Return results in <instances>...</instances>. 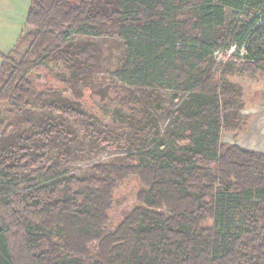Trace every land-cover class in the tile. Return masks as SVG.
<instances>
[{
  "label": "trees",
  "instance_id": "trees-1",
  "mask_svg": "<svg viewBox=\"0 0 264 264\" xmlns=\"http://www.w3.org/2000/svg\"><path fill=\"white\" fill-rule=\"evenodd\" d=\"M25 27L23 53L0 54V104L15 116L38 100L36 73L49 64L69 75L57 81H87L104 30L122 58L114 87L100 90L109 122L63 97L6 137L0 121V264H264V154L220 143L243 108L227 78L234 61L215 59L234 45L264 69V0H31ZM69 123L90 153L122 164L73 174ZM129 177L139 205L108 231L113 191Z\"/></svg>",
  "mask_w": 264,
  "mask_h": 264
},
{
  "label": "rangeland",
  "instance_id": "rangeland-1",
  "mask_svg": "<svg viewBox=\"0 0 264 264\" xmlns=\"http://www.w3.org/2000/svg\"><path fill=\"white\" fill-rule=\"evenodd\" d=\"M30 4L31 0H0V54L8 55L12 51L22 54L25 50L26 43L22 40V34L26 30L25 21ZM228 16H232L229 11ZM97 42L101 48L100 60L98 67L89 74L87 81L80 80L71 83L69 81L68 83L57 81L52 77V73L53 75L63 76L67 80L69 75L53 64H49L46 68L36 73L35 85L39 92L38 100L33 102L20 116L11 114L7 104H0V121L5 127V137L12 132L25 129L28 122L30 124L38 123L41 115L45 112L43 105L58 97L77 101L87 113L101 117L104 119L103 121L109 122L110 116L104 114L100 109L101 106L109 105L108 99L103 98L100 90L114 87L115 83L112 74L122 58V51L111 29L104 30L102 38L97 40ZM235 54L236 56H233ZM215 59L218 63L227 59L234 61L237 71L227 78L232 84L240 87L242 108L250 104H256L257 99L252 96V92L255 88H262L264 84V69L254 70L255 68L247 66L245 50L243 48L237 50L234 45H231L227 51L217 52ZM84 84L87 87L81 90ZM79 90H81V94L77 96L76 94ZM134 94L137 96L141 95L138 92ZM157 96L165 112L175 108L178 99H173L172 94L158 93ZM259 102H261V99ZM68 125L71 130V137L67 146L70 152L69 170L73 174L80 175L89 166L96 163L122 164V154L104 151L90 153V142L82 127L75 123H69ZM165 125L166 122L162 119L160 121L162 131ZM241 125L242 122L234 130L223 131L220 143H234L235 141H232V139L234 135L237 136L239 134L240 128H242ZM203 166H208L211 169L215 167L213 163L203 164ZM141 190L142 186L136 177H129L115 188L112 194V205L108 212V231L115 230L125 217L139 205L136 197Z\"/></svg>",
  "mask_w": 264,
  "mask_h": 264
},
{
  "label": "crops",
  "instance_id": "crops-1",
  "mask_svg": "<svg viewBox=\"0 0 264 264\" xmlns=\"http://www.w3.org/2000/svg\"><path fill=\"white\" fill-rule=\"evenodd\" d=\"M257 89L252 92V96L257 99L256 104L243 107L240 112L242 128L237 136L234 135L236 138L233 137L232 141L235 142L228 144L264 154V84L261 89Z\"/></svg>",
  "mask_w": 264,
  "mask_h": 264
}]
</instances>
